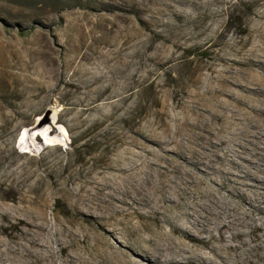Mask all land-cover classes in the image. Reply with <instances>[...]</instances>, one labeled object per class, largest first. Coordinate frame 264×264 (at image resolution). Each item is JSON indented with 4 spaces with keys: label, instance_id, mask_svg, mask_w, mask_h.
I'll use <instances>...</instances> for the list:
<instances>
[{
    "label": "rangeland",
    "instance_id": "1",
    "mask_svg": "<svg viewBox=\"0 0 264 264\" xmlns=\"http://www.w3.org/2000/svg\"><path fill=\"white\" fill-rule=\"evenodd\" d=\"M263 40L264 0H0V247L28 264H156L161 240H183L172 172L264 184L248 172L264 175L261 139L239 148L226 124L251 110L264 128ZM54 119L65 141L45 129L29 146Z\"/></svg>",
    "mask_w": 264,
    "mask_h": 264
},
{
    "label": "bare ground",
    "instance_id": "2",
    "mask_svg": "<svg viewBox=\"0 0 264 264\" xmlns=\"http://www.w3.org/2000/svg\"><path fill=\"white\" fill-rule=\"evenodd\" d=\"M256 53V62L261 65V68L264 70V40L261 42ZM256 82L262 86L258 94L264 97V77L257 78ZM253 83L255 84V82ZM242 98H247L252 102L253 107H255V101L258 102L259 100L244 96H242ZM235 106L238 107L237 105ZM240 108L242 109L245 107ZM227 111L230 113L226 115L227 131L228 134H232V130H234V119L236 126L235 134L238 137L237 147L243 148V142L245 140H254L255 138L261 139L264 145V128H260V125H258L260 122L258 113L251 110L245 111L248 117L245 122L240 123L232 109L230 110L228 108ZM54 121L55 119L52 120L51 124L36 123L27 130V144L31 146L29 143L31 137L45 129L50 131L49 135L52 136L56 142L65 141L66 135L69 136L67 130H62L61 127H59V131L56 132ZM249 127H252L253 130H246V128ZM256 127L257 129H255ZM54 133H57V136L54 135ZM46 135L49 137L48 134ZM46 140L51 141L49 138H46ZM47 144L50 145L51 143L47 142ZM216 146L217 145L213 144L210 145L213 153H215L213 150L216 149ZM235 152V156H240V154L237 153L241 151L237 149ZM234 155L232 157H234ZM225 156L226 160L231 165L234 164V162H232L233 158H231L230 149L227 150ZM258 156L261 158V161H263L264 154L260 152ZM249 161L252 160L249 159ZM197 162L198 164L212 166L214 165V158L205 157ZM253 162L254 161H252V163ZM261 164L264 166V163ZM260 171H263L264 174L263 167ZM248 172H250V178L264 181V175L259 176L257 173L250 170ZM227 173L228 172L225 170L219 169L210 178L214 184L200 189L197 186L190 185L188 179L177 181L178 176L172 172L173 176L163 187V192L169 195L167 197V202H175L173 205L165 204L164 209L173 211L172 219H174L175 224L177 223L178 226L181 227L183 240L179 241L177 244H171L172 242L170 243L168 240H161L160 248L151 250L154 263L264 264V235L256 234V232L264 231V184L263 182L252 181V183H248L240 180H232L234 185H229L230 183H228V181L231 180V178L227 176ZM169 189L171 192L168 191ZM181 200L183 202H181ZM223 228H226L225 232L220 231ZM217 231L221 233L219 237L216 238L213 232ZM170 238L172 239V237ZM186 240L198 241L205 247L206 251L191 250ZM233 241L237 243L232 245L231 242ZM2 258L10 259L13 262L17 259L16 262H14L17 264H20V262L21 264H28L29 262V257L27 256L23 258H14L12 256V250H10V245L7 243H4V248L0 247V260ZM46 264H53V262L49 261L46 262ZM61 264L71 263L65 261Z\"/></svg>",
    "mask_w": 264,
    "mask_h": 264
},
{
    "label": "water",
    "instance_id": "3",
    "mask_svg": "<svg viewBox=\"0 0 264 264\" xmlns=\"http://www.w3.org/2000/svg\"><path fill=\"white\" fill-rule=\"evenodd\" d=\"M49 123L51 124L52 122H49ZM49 123H48V124H49ZM54 128L56 129V127H54ZM57 131H58V129H57Z\"/></svg>",
    "mask_w": 264,
    "mask_h": 264
}]
</instances>
